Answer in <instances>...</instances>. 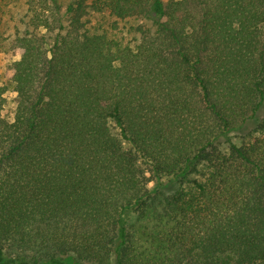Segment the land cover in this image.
<instances>
[{"label": "trees", "instance_id": "1", "mask_svg": "<svg viewBox=\"0 0 264 264\" xmlns=\"http://www.w3.org/2000/svg\"><path fill=\"white\" fill-rule=\"evenodd\" d=\"M0 53V264H264V0H0Z\"/></svg>", "mask_w": 264, "mask_h": 264}, {"label": "rangeland", "instance_id": "2", "mask_svg": "<svg viewBox=\"0 0 264 264\" xmlns=\"http://www.w3.org/2000/svg\"><path fill=\"white\" fill-rule=\"evenodd\" d=\"M25 9V6L22 4H19L18 10H19V14H22L23 11ZM50 42V40H48V43ZM18 56H15L13 58H10L6 55H3V53H0V86H4L6 88V91L3 95L4 98V106H3V115L5 116V118L10 119L11 118V114H12V106L14 103V99L16 97V93L13 90V87L11 85H9L8 83H6L7 81H5L2 78V74H3V68L9 64L12 60H18ZM234 134V133H233ZM233 134H230V136H232ZM233 137V136H232ZM153 186V185H152ZM151 186V188H152Z\"/></svg>", "mask_w": 264, "mask_h": 264}]
</instances>
